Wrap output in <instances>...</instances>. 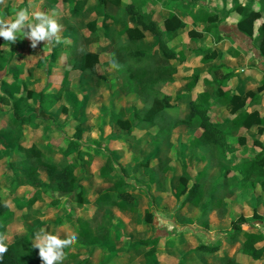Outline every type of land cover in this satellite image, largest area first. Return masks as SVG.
<instances>
[{"label":"rangeland","instance_id":"rangeland-1","mask_svg":"<svg viewBox=\"0 0 264 264\" xmlns=\"http://www.w3.org/2000/svg\"><path fill=\"white\" fill-rule=\"evenodd\" d=\"M131 1L123 0V3ZM168 1L145 0L146 9L151 11L144 10L143 16L149 19L154 12L161 11L162 7L168 10L176 9L187 24L184 29L185 37L176 43L173 42L175 44L172 45L173 50L183 47L185 50H181L188 54L195 48L197 51L194 56L189 55V64L184 65L183 72L177 76V80L161 88L163 92L168 93L171 101L178 106V110L165 113L162 122L157 126L142 123L128 134L110 120L112 116L129 120L136 106L132 95L125 96L121 93V85L127 77V72L125 66L118 64L114 51L108 47L112 41L118 40V31L126 21L123 18V11L108 7L109 13L116 14L114 16L116 24L113 27L107 25L110 23L109 19L105 18L102 22L100 18L89 17L87 14L75 20L64 18L72 29H65L62 25L60 32L62 42L55 46H45L41 42L33 49L30 41L22 38L20 34L16 42L10 45L0 38V53H7V57L10 52L20 51L29 58L26 69L21 58L16 57V61L23 65L17 68L22 79L28 75L25 79H28L34 91L31 106L35 111L40 91L49 96L58 91L61 93L59 103L46 115L32 112V127L36 125L35 128L41 129V134V131L34 127L33 131H28V128L23 130L16 124V134L22 136L16 137L18 140L15 141L7 134L6 127L0 130L5 131L0 133V198L7 207L2 216L0 234L6 235L7 244L18 237L27 236L32 245L35 234L40 230L64 239L74 235L82 222H88L91 236L99 242L88 248L73 245L65 249L63 264H147L143 255L146 249L135 250V245L140 240L152 238L159 239V243L150 264H228L233 261L221 257L226 251V246L224 248L221 243L226 240V245L230 244L229 236L232 231L229 221L239 214L244 215L249 222L252 219L264 221V178L252 176L247 180L242 170L243 163L252 160L264 149V132L258 133L257 126L241 129L234 125L232 119L236 114H232L229 100L214 93L216 87L214 81L227 73H232V77L221 82L219 92L229 93L231 96L254 93L259 99L262 96V105L248 108H251V113L256 112L264 119L262 95L264 90H258L262 83L257 80L255 83L242 86L243 75L250 67L259 71L264 68V62L260 59L255 61L253 53L248 49L251 46L259 53L260 42L253 41L241 45L233 31L226 30L225 33L221 31L222 34L218 35L219 31L215 30L219 37L226 35L234 38L233 44L236 48L235 51L229 50L228 55H222L218 59L216 57V60L214 59L216 63L218 60H226L232 64L228 59L238 56L243 61L234 62L232 66L226 67L224 64L223 66L212 64L214 60L201 63L203 51L207 49L217 51V48L215 42L207 38V35H195L199 34V29H191L192 25H195L196 14L193 13L202 16L204 13L208 14L209 10L211 11L209 14L214 15L215 12L221 17L220 22L236 24L240 15L232 11V8L238 3L245 5L247 0ZM134 2L137 8L143 7V0ZM252 10L260 13V19H264V0H254ZM235 14L237 20L231 16ZM8 16H11L9 10L2 11L0 8V18L9 20ZM91 21L96 22L92 29L87 25ZM130 22L134 24V18H131ZM260 23L256 22L253 29L258 30L259 26L264 24ZM202 36L206 38L202 39ZM155 41L146 42L141 50L154 49ZM88 51L101 56L96 76L71 72L73 62ZM113 62L118 67H113ZM0 63V75L6 80L8 79L5 77L6 61L0 60ZM241 66L244 68L241 69ZM196 74L198 75L196 86L188 89L189 80ZM200 91H208L213 98L208 115L221 136L220 145L214 147L213 154L206 149L193 148L190 145V141L200 134V129L187 122L189 100ZM0 92H3L2 86ZM246 101L248 103L250 97ZM137 108L140 109L141 106ZM6 117L5 115L2 120L5 121ZM8 117L10 119L11 115ZM171 124H174V128H170ZM12 125L10 120L6 124L7 128L13 127ZM76 125L81 127L79 139L75 137ZM0 126H4L1 119ZM37 137L40 138L42 146L45 145L43 141H51L52 146L44 147V152L51 147L56 150L59 148L61 153L56 152L57 156L53 161L59 170L64 167L73 169L75 181L85 189L83 194L87 205L85 209L77 208L75 197L60 196L43 169L39 170L40 181L35 187L29 186L22 177L23 154H18L13 147L16 142L19 145L26 142L27 146L32 140L38 139ZM74 143L76 147L72 148ZM148 159L150 169L156 170L160 161L163 165L172 166L174 172L162 175L156 184L151 181L148 172L141 168L133 170L135 163ZM107 160L112 165V171L101 177L100 172ZM184 168L190 176H194L202 169L208 171L206 188L209 195L205 196L198 207L183 204V196L179 200L174 197L178 179ZM225 173L227 178L223 179ZM119 178L128 183L126 189L136 213L98 209L93 205V198L101 186H112ZM31 197L36 198L32 205L28 203ZM208 198L214 203L212 205L216 206L217 212V215L212 216L211 222L208 216L201 215ZM250 228L253 229V226L250 225ZM242 229L248 230L247 227ZM200 244L213 245L211 247L221 249L216 255L204 256L194 252ZM236 249L237 246L232 247V252ZM240 261L243 264H264V256L257 261H247L243 258Z\"/></svg>","mask_w":264,"mask_h":264},{"label":"trees","instance_id":"trees-1","mask_svg":"<svg viewBox=\"0 0 264 264\" xmlns=\"http://www.w3.org/2000/svg\"><path fill=\"white\" fill-rule=\"evenodd\" d=\"M97 1L99 7H102L106 3L105 0ZM112 2L118 7L121 6L119 0H113ZM253 3L254 0H247L245 5L238 3L232 8V11L240 15L236 27L250 38L253 36L254 22L260 17V13L252 10ZM85 4L86 0L76 2L73 8L74 13L84 7ZM123 8L127 15L135 18L136 26L133 28L125 27L119 31L117 34L118 40L112 41L108 47L114 51L118 64L125 66V71L127 72V77L121 85V93L125 96L132 95L136 106L132 110L129 120H122L114 118L113 116L110 117V120L128 134L133 128L142 123L157 126L162 122L161 120L165 113L172 110L176 111L177 105L171 101L170 96L163 92L161 88L164 84L171 82L173 77L180 72L185 62V54L181 50L175 52L170 49L165 39L162 38V33L157 25L153 21L144 22L140 10L134 3H127ZM201 17L202 20L209 23L203 29L204 32H211L212 29L218 26L217 16L204 13ZM164 26L166 31H177L185 27L173 13L169 14V17L164 22ZM146 35L158 39L156 46L148 52L137 50L136 44L145 38ZM195 35L199 36L200 34L196 33ZM253 41L260 42L259 53L260 57L264 59V24L259 26L257 34L253 37ZM202 54L201 63H208L217 57L213 49H207ZM11 56L12 54H10L8 59L0 58V60L8 62ZM170 62H175V65H172ZM98 63V54L89 51L75 60L71 69L73 71H79L82 74L88 73L90 76H96V66ZM232 76V73H227L221 79L214 81L216 84L214 89L215 95L218 97L224 96L229 100L232 106L231 112L232 114H236L232 119L234 125L244 128L257 126L258 133L262 134L264 132V119L260 118L256 112L249 113L246 110V107L258 103V96H255L254 93H247L245 96H231L229 93L219 92L221 82ZM12 77L13 82L11 84L5 83L7 97L0 96V103L8 104L14 120L17 123L28 124L30 115L25 114V111L30 108L29 101L33 98V92L28 90L26 86L18 84V73H14ZM197 80L198 75L196 74L189 81L187 87L192 89ZM258 90H264V82ZM60 97V93H57L45 99L44 95L39 93L38 106L51 107L60 100ZM249 97L250 101L247 103L246 100ZM212 99L210 94L203 92L198 94L196 99L191 100L189 102L190 109L187 122L196 125L200 129V134L190 141L191 147L203 148L213 154L214 147L220 145L221 136L213 126L208 115L209 108L213 102ZM139 105L141 106L140 109L137 108ZM170 128H172V124ZM75 137L77 139L81 137V129L79 126L75 128ZM75 147L76 144H72V148ZM15 148H18V146ZM24 156L22 176L31 186L35 187L39 184L38 171L40 168H43L49 182L54 184L56 192L60 196H73L75 197V203L77 205L83 203V189L80 183L75 181L74 171L71 167H65L61 172H58L56 164L51 159L45 158L38 146L25 149ZM139 168L148 172L151 181L156 184H158L159 178L162 175L168 172H174L173 167L163 165L160 161L157 163L156 170L150 169V159L135 163L133 170ZM111 170L112 165L107 160L100 172L101 177H105ZM242 170L247 180L251 179L252 176L264 178V149L257 153L252 160L243 163ZM222 178L226 179L227 173ZM208 179L209 174L206 169H202L194 176H190L184 168L174 192L175 199L179 200L183 196V204L198 207L205 196L209 195L206 188ZM127 185L128 183L123 178H119L112 186L105 188L99 193L94 203L97 206L116 208L122 212L136 213L135 206L129 200V194L126 189ZM35 202V197H31L28 201L30 205ZM212 203L208 198L207 204L201 210L203 217H207L216 208ZM6 211L7 207L0 198V225L3 223L2 216ZM246 224V218L242 214L232 220L230 222V229L232 231L230 237L231 239H235L237 236L242 235L244 238L242 243L243 252L253 260H258L261 258L264 248L257 249L256 244L264 241V236L261 233L242 231V227ZM76 237V243L80 244L83 248L94 246L99 242L98 239L91 236L90 224L88 222H82L80 224ZM158 243L159 239L157 238L149 240L143 239L135 245V250L139 248L146 249L143 255L147 264H150ZM7 245L8 251L3 256V259L0 260V264H42L38 255V249L31 245L30 239L27 236L18 237ZM216 251L217 247H209L203 244L198 245L194 249V252L200 254H211ZM228 264L235 263L228 262Z\"/></svg>","mask_w":264,"mask_h":264},{"label":"crops","instance_id":"crops-1","mask_svg":"<svg viewBox=\"0 0 264 264\" xmlns=\"http://www.w3.org/2000/svg\"><path fill=\"white\" fill-rule=\"evenodd\" d=\"M78 1H80V0H6V2H5V4L4 5H0V8H2V11L3 10H9V12H10V15L11 16H8V18H13L14 17V15H15V13H16V11L17 10H19V9H21V8H27L30 12H36V11H41V12H44V13H46V14H48L49 16H51V17H53V18H55L56 20H57V22L62 26H64V28L65 29H72L70 26H69V22L67 23V20L65 21L64 20V18H70V19H79L80 17H83V14H87L89 17H91V16H95V18H100L101 20H102V22H103V19H105V18H107V19H109V22L110 23H107V25H109V26H111V27H113L115 24H116V22H115V18H114V16H116V14L114 13H109V6H112V7H114L115 9H117V10H120V11H123L122 12V14H124L123 15V18L124 19H126V21H125V23L123 24V26H122V28L119 30V31H121L122 29H124L125 27H128V28H133V27H135L136 26V20H135V18L133 17V16H130V15H127L126 14V12H125V10H124V5L125 4H127V3H123V0H119L120 1V3H121V6L120 7H118V6H116L115 5V3L114 2H112L113 0H105L106 1V3L102 6V7H99V5H98V1L97 0H86V4H85V6L84 7H82V8H80L76 13H74V10H73V8H74V5H75V3L76 2H78ZM132 3H134L135 4V2H134V0H132L131 1ZM163 1H161V3H162ZM168 2H171L170 0L168 1ZM128 3H130V2H128ZM158 3H160V2H158ZM146 2H145V0H143V7L141 8V9H139L140 10V13H141V15H142V18H143V20H144V22H147V21H153L156 25H157V27H158V29H160V31H161V33H162V38H164L165 39V41H166V43H167V45H168V47L170 48V49H172L173 50V46L172 45H175L173 42H175L176 43V41H178L179 39H182V38H184L185 37V34H184V32H185V27H186V22L184 21V17L183 16H181V14L180 13H178V11L176 10V9H174V8H172V10L170 9V10H168L167 8H163L162 7V9H160L161 11H157V12H154V14L151 16V18H149V19H147V18H145L143 15V13H144V10L145 11H151V10H148V9H146ZM159 5H162L163 6V4H159ZM150 7H152V6H150ZM149 7V8H150ZM208 13L210 12L211 13V11L209 10V11H207ZM170 13H173V14H175L176 15V17L183 23V24H185V27L184 28H182V29H180V30H177V31H166L165 30V26H164V22L166 21V19L169 17V14ZM214 13V15L215 16H217V21H218V26L216 27V28H214V29H212V31L211 32H208V33H206V32H204L203 31V29L206 27V26H208L209 25V23L208 22H205V20H202V17L201 16H199V13L197 14V13H193L194 15H195V25H192V27H191V29H199V34H205V35H207V38H209V39H212L215 43H214V45H215V48H217V51L215 50V52H216V54H217V58L216 59H218V57H220V56H222V55H226L227 54V52L229 51V50H233V51H235L236 50V48H234V38H230L229 36H226V35H224L223 37H219L218 35L219 34H222L221 33V31H223V33H225V31L226 30H229V31H233L234 33H235V35H236V37H237V39H239V41H240V43H241V45H244V44H246L247 45V43H252L253 42V37H255V34H256V32H257V28H255V29H253V36H252V38H250L249 36H247L246 34H244L243 32H241L237 27H236V24H234V25H232V24H228L226 21H222V22H220L221 21V17H219L218 15H216V13L215 12H213ZM151 15V13L149 14V16ZM232 16V18H234V19H236V16H237V14H235V15H231ZM131 18H134V20H135V22H134V24H132L131 22H130V19ZM261 17H259L255 22H254V24L257 22V23H260V22H263L264 23V19H260ZM237 20V19H236ZM261 24V23H260ZM87 25H89L90 27H91V29L94 27V25H96V22L95 21H91L90 23H88ZM215 30L216 31H219V33H218V35H217V33L215 32ZM118 31V32H119ZM203 38H206V36H202V39ZM151 40H156L155 41V45H154V47L156 46V44H157V38H155V37H152V36H149V35H146V37L145 38H143L142 40H140L137 44H136V49L137 50H139V51H142V52H148V51H151V50H141V47L146 43V42H149V41H151ZM175 40V41H174ZM197 40H201V39H197ZM194 42H195V40H194ZM197 42V41H196ZM173 43V44H172ZM198 44V43H197ZM153 47V48H154ZM240 47V46H239ZM1 49V48H0ZM185 50V48H175V50H173V51H180V50ZM240 49H242V48H240ZM248 49H250V51L253 53V55H254V57H255V61H257V59H260L262 62H264V59H262L260 56H259V53H258V51L257 50H255L254 48H252L251 46H249L248 47ZM153 50V49H152ZM181 50V51H182ZM223 51V53H222V51ZM197 51V49L195 48V49H193V51H191L189 54L187 53H185L184 51V54H185V62H184V64L182 65V67H181V70H180V72L177 74V75H175L174 77H173V79H172V81L171 82H169V83H166V84H173L176 80H177V76L178 75H180L182 72H183V69H184V67L186 66V64H189V59H188V57H190L189 55H191V57L192 56H194V53ZM232 51V52H233ZM89 52V51H88ZM239 52V51H238ZM6 54L7 53H0V58H5V59H8L9 57H10V54H12V56H11V59L8 61V62H6V63H4L5 65H4V68L5 69H7V72H6V75H5V77H8V79H6V80H4L3 79V77H2V75H0V86H2L3 87V92L1 93L0 92V96L1 97H7V94H6V92H5V83H8V84H11L12 82H13V77H12V75L14 74V73H18V80H17V82H18V84L19 85H22V86H26L27 87V89L28 90H30V91H32L33 92V98H34V91H33V89H31V87H30V85H29V81H28V79H25V78H28V75H26L25 77H24V80L22 79V77H21V74H20V72L18 71V67L20 66H23L22 64L20 65V64H18L17 63V61H16V57H18V58H21V62H24V64H25V69H26V67H27V60L29 59V58H27L26 57V55L24 56V55H22V53L19 51L18 53H9V55L6 57ZM229 54V53H228ZM227 54V55H228ZM99 56V63H100V58H101V56L100 55H98ZM215 59V60H216ZM214 60V61H215ZM228 60H230V62L233 64L234 62H237V61H239V62H241V61H243V60H241V58H239V56H238V58H229ZM214 61H212V64H218L219 66L222 64V66H223V64H224V67H226V66H232V64H230V63H227L228 61H226V60H218L217 61V63H216V61L214 62ZM98 63V64H99ZM172 65H175V63L174 62H170ZM0 65H1V63H0ZM185 65V66H184ZM98 66V65H97ZM97 66H96V70H97ZM28 68V67H27ZM219 68V67H218ZM244 67L243 66H241V69H243ZM71 72H78L80 75L82 74L81 72H79V71H73L72 69H71ZM1 73V72H0ZM260 73V74H259ZM9 74V75H8ZM244 76V79H243V81H242V86L243 85H245V84H250V83H255L257 80H259V82L260 83H263L264 82V68H261V70L259 71V70H257L256 68H254V67H250L249 68V70L246 72V74H244L243 75ZM4 77V78H5ZM234 78V77H233ZM235 79V78H234ZM4 80V81H3ZM190 80H192V79H190ZM189 80V81H190ZM241 80V79H240ZM95 85H97L96 83H94ZM166 84H164V85H166ZM196 84H197V82H196ZM196 84H195V86H196ZM188 85V84H187ZM194 86V87H195ZM193 87V88H194ZM188 88V87H187ZM192 88V89H193ZM189 89V88H188ZM203 92H206V93H208V91H200V93H203ZM264 92V91H263ZM39 93H42L43 95H44V97H45V99H47V98H49L50 96H49V94H45L43 91H40ZM39 93H38V100H39ZM57 93H60V91H58ZM57 93H55V94H57ZM166 94H168L167 92H165ZM200 93H198V94H200ZM55 94H52V95H55ZM198 94L194 97V98H190V100H189V102L191 101V100H194V99H196V97L198 96ZM209 94V93H208ZM51 95V96H52ZM60 95H61V93H60ZM262 95H264V93L262 94ZM17 96V95H16ZM33 98H32V100H30L29 101V109L27 110V111H25V114H29L30 115V121H29V123L27 124H20V123H17L15 120H14V117H13V115H12V113H11V111H10V109H9V106H8V104L7 103H0V107H1V109H0V119H1V122H3L4 123V126L2 127V126H0V130H2V129H4L5 127H6V132H7V134L9 135L10 134V138H12L13 140L15 139V141H17L18 139V137L19 136H22V134L21 135H17L16 134V124L17 125H20L21 126V129H25V128H28V131L29 130H32L33 131V127L35 128L36 127V125H34L33 127H32V121H33V117H31V115H33V111H35L34 110V108H32V106H31V103H32V101H33ZM262 96L260 97V99H259V101H258V103L257 104H255V105H262ZM60 100H61V97H60ZM59 100V101H60ZM59 101L57 102V103H59ZM173 102V101H172ZM47 103V102H46ZM56 103V104H57ZM56 104H54L53 106H51V107H39V106H37V109H36V111L35 112H37V113H45V115L50 111V109L52 108V107H54ZM255 105H253V106H255ZM251 107V106H250ZM248 108V107H247ZM252 108V107H251ZM251 108H248V109H246L249 113H251ZM3 109V110H2ZM49 109V110H48ZM176 110H178V106L176 107ZM34 112V113H35ZM189 112V111H188ZM7 116L6 117V119H5V121L4 120H2L3 118H4V116ZM9 115H11V118L9 119ZM9 120L13 123V127H9V128H7V126H6V124L9 122ZM77 126H79L80 127V125H76L75 126V128L77 127ZM172 128H174V124H172ZM36 130H39V131H41V129H37V128H35ZM80 129H81V127H80ZM241 129H244V127H241ZM4 131V130H3ZM3 131H1L0 133H3ZM5 132V131H4ZM25 132V131H24ZM42 133V131L40 132V134ZM25 134V133H24ZM39 134V135H40ZM0 137H1V134H0ZM17 137V138H16ZM39 137V136H38ZM37 137V138H38ZM39 139L40 138H38V139H34V140H32L27 146H25L27 143L26 142H22L20 145H19V143L18 142H16V144L14 145V150L18 153V154H23V159H21L22 160V162L24 161V159H25V156H24V150L25 149H28V148H30V147H32V146H38L40 149H41V152H42V154L44 155V157L45 158H47V159H51L52 161L53 160H55V157L57 156L56 154V152H58V153H61L58 149L56 150V148H53V147H51V148H49L48 150H47V152H44V147L46 148V147H49V146H52L51 145V141H43L42 143L43 144H45L44 146H42L41 145V143L39 142ZM53 144V143H52ZM41 145V146H40ZM7 146V145H6ZM16 146H18V148H15ZM50 151V152H49ZM66 157V156H65ZM64 157V158H65ZM54 162V161H53ZM172 167V166H171ZM65 168V167H64ZM40 169H43V168H40ZM39 169V170H40ZM23 170V169H22ZM44 170V169H43ZM63 170V169H62ZM62 170H59L58 169V172H61ZM112 171V170H111ZM45 172V171H44ZM145 172V171H144ZM38 173H39V171H38ZM168 173H172V172H168ZM46 174V173H45ZM167 174V173H166ZM165 174V175H166ZM101 176V175H100ZM172 176H173V174H172ZM23 177V176H22ZM46 177H47V175H46ZM48 179V178H47ZM26 181V180H25ZM27 182V181H26ZM28 183V182H27ZM28 185L30 186V184L28 183ZM82 187V186H81ZM105 188H107V187H104V186H101V188L98 190V192H97V194H95V196H94V198H93V205L96 207V208H98V209H106L107 207H102V206H97L95 203H94V200H95V198H96V196L99 194V193H101ZM83 189V194H84V188H82ZM82 197H83V195H82ZM76 206H77V208H79V209H81L82 207H83V209H85L86 207H87V205L85 204V200H84V198H83V203L81 204V205H77L76 204ZM78 209V210H79ZM107 209H116V208H107ZM216 211V208L214 209V211H212L209 215H208V218H209V221L211 222L212 221V216L213 215H217V212H215ZM257 213H258V211H257ZM258 214H260V213H258ZM240 215V214H239ZM238 215V216H239ZM237 216V217H238ZM244 216V215H243ZM236 217V218H237ZM236 218H234V219H236ZM234 219H232V220H234ZM232 220H230L229 221V227H230V222L232 221ZM250 225H252L253 226V229L252 228H250ZM243 227H247L248 228V230H244V229H242V231H245V232H254V233H261L263 236H264V221L262 220V219H256V220H253L252 219V221L251 222H249V221H247V224L245 225V226H243ZM242 227V228H243ZM79 231V230H78ZM78 231H76V233L74 234L75 236H77V234H78ZM75 232V231H74ZM66 238V237H65ZM224 240V239H223ZM226 241V240H225ZM225 241H222V243H221V246H224V248H225V246H226V248H225V252H224V254H222L221 255V257L222 258H229V259H231L232 261H233V263H235V264H243L241 261H240V259L241 258H243V259H246L247 261H249V260H253L249 255H247V254H245L244 252H243V250H242V243H243V241H244V238H243V236L242 235H239V236H237L235 239H231V237L229 236V241H230V244L228 245V247H227V245H226V243H225ZM75 245H78V246H80V247H82L80 244H75ZM207 246H209V247H211V246H213V245H207ZM234 246H237V249L234 251L233 250V252H232V247H234ZM92 247V246H91ZM256 248L257 249H262V248H264V241H262V242H259V243H257L256 244ZM221 248H217V251L216 252H214V253H211V254H201V255H211V256H213V255H216V254H218V252H219V250H220ZM226 256V257H225ZM263 256H264V250H263V253H262V256H261V258L260 259H262L263 258ZM259 260V259H258ZM255 261H257V260H255Z\"/></svg>","mask_w":264,"mask_h":264},{"label":"clouds","instance_id":"clouds-1","mask_svg":"<svg viewBox=\"0 0 264 264\" xmlns=\"http://www.w3.org/2000/svg\"><path fill=\"white\" fill-rule=\"evenodd\" d=\"M5 2L6 0H0V5ZM60 32L61 25L57 20L41 11L30 12L27 8H21L9 20L0 18V38L8 45L14 44L20 34L22 38L30 41L33 49L41 42L45 46H55L62 42ZM113 67L118 65L113 62ZM6 240V235L0 234V260L8 251ZM76 242L75 235L61 239L59 235L40 230L35 234L32 246L38 249L42 264H63L65 249L71 248Z\"/></svg>","mask_w":264,"mask_h":264}]
</instances>
